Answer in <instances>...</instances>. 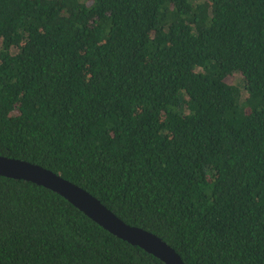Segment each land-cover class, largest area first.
<instances>
[{"label":"trees","instance_id":"1","mask_svg":"<svg viewBox=\"0 0 264 264\" xmlns=\"http://www.w3.org/2000/svg\"><path fill=\"white\" fill-rule=\"evenodd\" d=\"M0 156L184 264H264V0H0ZM0 264L165 263L0 175Z\"/></svg>","mask_w":264,"mask_h":264},{"label":"water","instance_id":"2","mask_svg":"<svg viewBox=\"0 0 264 264\" xmlns=\"http://www.w3.org/2000/svg\"><path fill=\"white\" fill-rule=\"evenodd\" d=\"M0 175L50 189L116 237L142 248L165 264H184L179 254L161 238L142 228L126 224L89 192L60 175L38 165L4 156H0Z\"/></svg>","mask_w":264,"mask_h":264},{"label":"rangeland","instance_id":"3","mask_svg":"<svg viewBox=\"0 0 264 264\" xmlns=\"http://www.w3.org/2000/svg\"><path fill=\"white\" fill-rule=\"evenodd\" d=\"M224 81L225 84L231 85L233 82L237 81V75L233 74L232 76L227 77Z\"/></svg>","mask_w":264,"mask_h":264}]
</instances>
